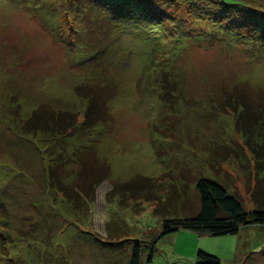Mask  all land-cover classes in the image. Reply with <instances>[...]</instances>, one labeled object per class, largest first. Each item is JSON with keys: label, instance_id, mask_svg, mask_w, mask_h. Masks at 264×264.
I'll use <instances>...</instances> for the list:
<instances>
[{"label": "rangeland", "instance_id": "374dc122", "mask_svg": "<svg viewBox=\"0 0 264 264\" xmlns=\"http://www.w3.org/2000/svg\"><path fill=\"white\" fill-rule=\"evenodd\" d=\"M153 1L184 13L183 0ZM78 3L86 11L76 14L66 0H0V264H125L144 232L159 233L164 218L198 204L194 178L214 179V167L247 210L256 207L251 192L264 189V44L207 23L199 33L184 25L160 31L135 5ZM96 83L110 92L105 122L24 132L43 103L81 121L87 101L77 88ZM225 89L261 98L248 131L236 128L243 109L225 107ZM91 146L110 173L74 208L48 169L76 184L77 152ZM137 175L158 179L160 200L107 198ZM198 249L220 264H264V225L226 234L180 228L163 234L143 264H198Z\"/></svg>", "mask_w": 264, "mask_h": 264}, {"label": "trees", "instance_id": "16d2710c", "mask_svg": "<svg viewBox=\"0 0 264 264\" xmlns=\"http://www.w3.org/2000/svg\"><path fill=\"white\" fill-rule=\"evenodd\" d=\"M69 10L74 8L76 14L80 10H85V6L78 3L79 0H66ZM85 1V0H81ZM97 5H103L107 1L110 2L135 5L139 9H143L146 14L160 26V31L172 27L184 25L185 28L192 29L194 33H199L201 28L205 29L202 24H208L230 28L237 36L248 37L258 44H264V6L248 4L239 0H183L185 5L182 8L184 13L175 11L173 14L163 6L158 7L153 0H95ZM180 1V0H179ZM103 2V4H101ZM57 3V2H56ZM59 5L62 3H58ZM94 4V3H92ZM260 4H262L260 2ZM75 5V6H73ZM165 7V8H164ZM179 9V8H178ZM176 14V15H175ZM173 16V17H172ZM72 24V23H71ZM201 27V28H199ZM81 28V27H80ZM190 35V34H188ZM166 68V67H165ZM170 72L169 68H166ZM163 71V72H165ZM166 73L174 82V86H178V79ZM152 76V83L157 84L158 78ZM173 76V77H172ZM155 78V80L153 79ZM105 85L99 86L97 83L94 87L85 85L83 89L77 88V95L86 99V109L82 120L79 121V114L72 110H48L43 104L36 106L31 114L22 122L24 132L30 133L32 130L48 129L51 132L58 133L62 130L85 129L99 122H105L107 117V99L110 92L104 88ZM226 90V89H225ZM227 102L225 107H232L235 112H243L237 122L236 128L247 130V120H257V115L253 113L252 103L261 100L257 96H245L242 91H228ZM257 97V98H256ZM229 107V108H230ZM250 107L252 109H250ZM250 109V111H249ZM246 113V114H245ZM253 114V117H250ZM248 131V130H247ZM68 133V132H66ZM65 133V134H66ZM88 151L77 152L81 167L77 171L78 182L73 185H67L59 177H53V170L48 169V179L52 187L57 189L65 199L74 207H78L79 202L84 200L83 195L90 197V192L94 190L110 173V167L106 162H100L96 156L93 146ZM256 153L259 151L254 150ZM214 167V166H213ZM217 169V170H216ZM216 176L214 179L199 175L194 176L195 187L199 195L198 204L190 206L189 213L172 218H164L159 233L149 232V235L143 234L140 240H135L131 250L128 253V259L125 264H143V260H150L153 253L155 242L165 233L175 231L177 229H190L197 232H205L209 234H226L236 233L242 226L248 225H264V189L256 188L251 192V198L256 207L247 210L239 197L234 193H230L227 184L220 180L219 169L214 167ZM52 172V173H51ZM54 178V179H53ZM173 178V177H172ZM174 188V185H171ZM162 190L161 183L154 177L137 175L127 181L114 184L108 190L107 198L116 193L134 196L135 194L147 196V199L160 200L158 192ZM136 192V193H135ZM74 195V196H73ZM123 200V199H122ZM123 202V201H121ZM187 203L183 205V209H188ZM156 209V208H155ZM148 234V233H147ZM134 240V239H133ZM146 251H148L146 256ZM9 253V252H8ZM196 257L198 264H220V259L216 255L207 253L201 249L197 250ZM182 263V262H178ZM26 264V262L24 263ZM184 264V263H183Z\"/></svg>", "mask_w": 264, "mask_h": 264}, {"label": "built area", "instance_id": "2783aa9c", "mask_svg": "<svg viewBox=\"0 0 264 264\" xmlns=\"http://www.w3.org/2000/svg\"><path fill=\"white\" fill-rule=\"evenodd\" d=\"M179 264H183V263H179Z\"/></svg>", "mask_w": 264, "mask_h": 264}]
</instances>
